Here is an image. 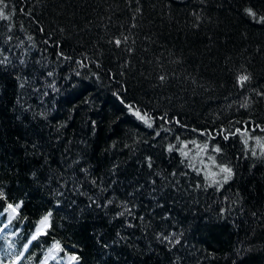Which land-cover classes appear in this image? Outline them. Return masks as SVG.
I'll return each instance as SVG.
<instances>
[{"label":"trees","instance_id":"1","mask_svg":"<svg viewBox=\"0 0 264 264\" xmlns=\"http://www.w3.org/2000/svg\"><path fill=\"white\" fill-rule=\"evenodd\" d=\"M5 4L0 264H264V0Z\"/></svg>","mask_w":264,"mask_h":264},{"label":"snow or ice","instance_id":"2","mask_svg":"<svg viewBox=\"0 0 264 264\" xmlns=\"http://www.w3.org/2000/svg\"><path fill=\"white\" fill-rule=\"evenodd\" d=\"M0 19H8L9 16L7 14H5L4 12V8L6 7V4H5V0H0ZM247 13L250 15V16H253L255 17V13L251 10V9H246ZM262 20H264V18H261ZM127 40V37L124 38V42H126ZM117 46H119L122 41L121 39L117 38L113 41ZM161 79L163 80L164 77L161 76ZM249 79V77L247 75H241L239 78H238V82L242 85L244 82H246L247 80ZM129 110L130 111H133V115H135L138 119L142 120L145 124H147L149 127H151V122H150V119L148 118L147 114H144V115H141L140 111L137 109V110H132L131 106L129 105ZM225 139H227V136H225ZM185 147H187V145H185ZM207 147V145H205V148ZM215 151H219V148H215L214 149ZM169 151H172V148L170 147L169 148ZM203 151V149H202ZM255 154V153H253ZM185 156H187V153H184ZM220 172L225 174L223 176V179L224 181H227L231 176H232V169L227 167V166H221L220 167ZM218 183V182H216ZM0 199H7L3 190L0 189ZM20 207V204H16V205H13L12 203H8L6 208L4 209L5 212H8L10 214H15L17 213V210L18 208ZM2 214V213H0ZM51 216V213L49 212L48 215H46L41 221H40V228H37L36 230V234L32 236L31 240H35L37 239V236L42 234V229L48 225V222H49V217ZM9 223H11V219H9ZM4 227H7V225H5ZM0 231H3V229H0ZM164 239L166 240H169V242H171L170 238L169 237H165ZM31 240L28 241V243L30 244L31 243ZM176 243H179V240L177 239ZM27 247V245H25V248ZM59 244L57 243L56 245H54V249H59ZM72 260H76L77 258L75 256H73L71 258Z\"/></svg>","mask_w":264,"mask_h":264}]
</instances>
